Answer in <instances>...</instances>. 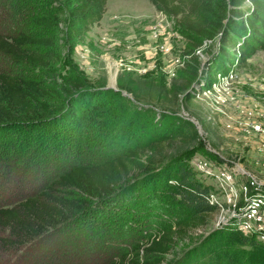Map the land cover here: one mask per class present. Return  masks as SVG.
<instances>
[{
  "label": "rangeland",
  "instance_id": "374dc122",
  "mask_svg": "<svg viewBox=\"0 0 264 264\" xmlns=\"http://www.w3.org/2000/svg\"><path fill=\"white\" fill-rule=\"evenodd\" d=\"M19 1H5L0 12V30L53 38L55 45L50 51L55 57L48 66H31L16 63L0 53V71L39 81L45 90L46 114L63 113L66 121L74 112L76 116L71 117L69 137L63 136L74 137L65 145L64 139L59 138L64 125H57L53 119L36 125L19 119L0 130V144L6 145L7 151L16 146V152L9 153L12 161L8 164L15 190L20 179L29 185L41 175L38 160L44 161L45 143L50 147L46 161L51 167H55L57 160L58 167L76 156L99 160L120 154L128 145L169 127L162 116L171 115L186 120L192 128H173L179 133L169 157L193 153L189 164L212 187V199L219 209L210 215L205 227L180 239L164 264L175 261L210 232L233 221L248 219L251 234H264V50L255 53L246 67L217 73L211 79L209 71L216 74L222 66L219 38L196 48V40L179 18L157 10L150 0H108L102 20L90 28L81 42H75L70 34L63 5L55 4L51 9L59 18L57 23L39 25L27 9H20ZM9 3L17 10H10ZM47 3L27 2L33 7L31 13H41ZM137 80L165 85L170 93H177L178 100L166 101L165 105L138 103L132 92L120 87ZM189 92L195 96L192 105L184 99ZM192 119L198 121L201 130ZM65 123L67 127L70 124ZM61 144L69 151H57ZM129 186L122 187L120 196L88 198L87 208L73 216L64 233L56 231L44 238L49 241L46 245L58 242L59 238L68 239L70 247L75 240L80 245L89 224L93 231L97 229L99 217L95 215L107 208L124 207L123 231L130 236L126 240L147 238L146 234L153 229L171 225L175 211L161 193L154 196L151 190ZM254 212L255 215L248 216ZM57 248L53 246L50 251Z\"/></svg>",
  "mask_w": 264,
  "mask_h": 264
},
{
  "label": "trees",
  "instance_id": "16d2710c",
  "mask_svg": "<svg viewBox=\"0 0 264 264\" xmlns=\"http://www.w3.org/2000/svg\"><path fill=\"white\" fill-rule=\"evenodd\" d=\"M5 1L0 0V12ZM46 1L49 3L41 13H31L33 7L28 5L30 0H20L19 5L20 9H27L34 23L51 26L59 21L51 13L52 7L55 4L63 5L75 42H81L90 28L102 20L108 2ZM150 1L157 10L179 18L186 31L196 40V48L219 38L222 66L216 74L209 71L211 79L217 73L226 74L246 67L255 53L264 50V0ZM9 4L10 10H17L14 4ZM53 41V38L25 31L12 33L0 30V53L16 63L48 66L55 57L50 51L55 45ZM120 87L132 92L138 103L157 102L165 105L166 101L173 99L175 103L178 100L177 93H170L167 86L149 80L131 81ZM44 92L39 81L0 71V130L19 119L32 125L53 119L57 125H64H61L64 128L59 138L64 139L61 140L63 145L68 143L66 141L71 140L74 134L69 139L63 136L66 134L69 137V126L73 127L70 120L76 113L68 121L62 118L63 113L57 116L46 114ZM194 98L189 92L184 99L187 105H192ZM141 110L150 112L148 109ZM46 115H50V118L45 119ZM162 118L169 122V127L158 129L155 135L142 142L128 145L120 154L99 160L88 161L76 156L58 167L57 160L55 167H51L46 161L50 157V147L45 143L44 161L40 163L38 160L41 175L36 176L29 185L20 179L17 190L11 185L12 171L8 167L12 161L9 153L16 152V146L7 151V146L0 144V264H164L166 256L179 240L191 231L205 227L219 205L212 200V187L205 184L189 164L193 153L169 157L179 133L173 128L188 129L192 128V124L184 119H174L171 115ZM65 122L70 123L68 127ZM62 144L58 145L57 151L68 152L69 149ZM41 155L38 152V156ZM144 155L147 157L143 158ZM128 184L129 187L151 190L154 196L161 193L165 203L175 211L171 225L153 229L146 234L147 238L126 240L130 236L123 231L124 207L107 208L104 213L95 215L99 217L97 229L93 231L89 224L84 242L80 245L75 240L70 243L73 247H70L69 240L61 238L54 244L46 245L49 241L44 238L56 231L64 233L73 216L87 208L88 198L101 200L108 196H120L119 191ZM116 231L118 233L114 235ZM95 235L98 237L95 238ZM52 245L59 248L50 251ZM12 252H16L14 258L8 261ZM168 264H264V240L255 233L243 232L239 222L233 221L216 228Z\"/></svg>",
  "mask_w": 264,
  "mask_h": 264
},
{
  "label": "built area",
  "instance_id": "2783aa9c",
  "mask_svg": "<svg viewBox=\"0 0 264 264\" xmlns=\"http://www.w3.org/2000/svg\"><path fill=\"white\" fill-rule=\"evenodd\" d=\"M212 196H213V194H212ZM212 200H213V199H212ZM253 208H254V207H252L251 210L249 209V211L252 212V211H253ZM252 214L255 215V212H254V213H249L248 216L251 215V217H252ZM255 217H256V216H255ZM239 227H240V229H241L243 232L251 233V231H252V230H251L252 227L249 225V220H248V219H245V220L241 221V222L239 223ZM259 238H261L262 240H264V234H259Z\"/></svg>",
  "mask_w": 264,
  "mask_h": 264
},
{
  "label": "water",
  "instance_id": "95a60500",
  "mask_svg": "<svg viewBox=\"0 0 264 264\" xmlns=\"http://www.w3.org/2000/svg\"><path fill=\"white\" fill-rule=\"evenodd\" d=\"M192 121L198 125V128L201 130V125H199L198 121H195L194 119H192Z\"/></svg>",
  "mask_w": 264,
  "mask_h": 264
}]
</instances>
